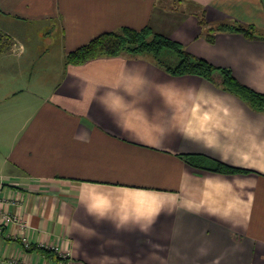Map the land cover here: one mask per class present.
<instances>
[{"label": "crops", "instance_id": "crops-1", "mask_svg": "<svg viewBox=\"0 0 264 264\" xmlns=\"http://www.w3.org/2000/svg\"><path fill=\"white\" fill-rule=\"evenodd\" d=\"M160 1L0 0V209L29 224L2 226L4 257L264 264V112L149 57L66 61L102 33L150 25L264 94V0ZM226 20L255 37L210 40ZM200 156L245 171L186 160Z\"/></svg>", "mask_w": 264, "mask_h": 264}, {"label": "trees", "instance_id": "trees-1", "mask_svg": "<svg viewBox=\"0 0 264 264\" xmlns=\"http://www.w3.org/2000/svg\"><path fill=\"white\" fill-rule=\"evenodd\" d=\"M201 22L202 24L207 23L205 19H202ZM207 30L210 32V40H213L214 33L218 31H240L249 37H255L252 26H244L227 20L213 24ZM9 46V38L0 32V54ZM113 56L149 57L172 75H199L224 90L235 93L257 111L264 112L263 93L241 83L231 69L216 66L208 60L192 54L181 42L155 32L150 25L140 30L122 27L115 31L102 33L89 43L70 51L66 56V61L72 64H83L96 58ZM186 160L193 167L199 169L222 173L245 171L207 156H200L197 159L186 157ZM27 249H36V246H30ZM40 250L46 254L53 253L51 249L41 248Z\"/></svg>", "mask_w": 264, "mask_h": 264}, {"label": "built area", "instance_id": "built-area-1", "mask_svg": "<svg viewBox=\"0 0 264 264\" xmlns=\"http://www.w3.org/2000/svg\"><path fill=\"white\" fill-rule=\"evenodd\" d=\"M1 202V198H0ZM0 214H2V218L0 220V232L2 231V226L5 224L15 223L19 225L20 228L25 229L29 226L28 222L22 219H19L17 216H13L8 213H2L0 209ZM31 243L29 240L25 237L24 239V246L25 248L30 247ZM19 254H14L12 257H4L0 254V264H19Z\"/></svg>", "mask_w": 264, "mask_h": 264}, {"label": "rangeland", "instance_id": "rangeland-1", "mask_svg": "<svg viewBox=\"0 0 264 264\" xmlns=\"http://www.w3.org/2000/svg\"><path fill=\"white\" fill-rule=\"evenodd\" d=\"M160 2H164L165 4H166V9L167 10H171V9H174L173 7L174 6H179V3H178V1H176V0H162V1H160ZM172 2L174 3V4H172Z\"/></svg>", "mask_w": 264, "mask_h": 264}]
</instances>
